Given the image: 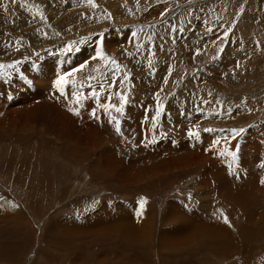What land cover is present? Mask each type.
<instances>
[{
    "label": "rangeland",
    "instance_id": "1",
    "mask_svg": "<svg viewBox=\"0 0 264 264\" xmlns=\"http://www.w3.org/2000/svg\"><path fill=\"white\" fill-rule=\"evenodd\" d=\"M93 2L0 0V264H264V194L234 203L206 162L264 180V0ZM147 143L159 172L104 168Z\"/></svg>",
    "mask_w": 264,
    "mask_h": 264
},
{
    "label": "bare ground",
    "instance_id": "2",
    "mask_svg": "<svg viewBox=\"0 0 264 264\" xmlns=\"http://www.w3.org/2000/svg\"><path fill=\"white\" fill-rule=\"evenodd\" d=\"M85 65V64H84ZM74 85V84H73ZM86 118V117H85ZM100 128H101V126H100ZM103 128H105L104 126H103ZM106 130V129H105ZM103 132V131H102ZM124 133V132H123ZM122 133V134H123ZM92 134V133H91ZM254 134H256L257 135V133H254ZM120 137H122V135L120 136ZM212 136L210 135V134H205L202 138H204V139H208V138H211ZM124 138V137H123ZM256 138V137H255ZM261 139V138H260ZM260 139H258V140H260ZM119 140V139H118ZM120 140H122V138H120ZM119 140V141H120ZM263 140V139H262ZM117 141V140H116ZM264 141V140H263ZM176 147L178 148V149H181V147L179 146H174V145H171L170 146V149L169 150H166V153H170L171 154V152L173 151H177V149H176ZM150 148H151V146H149L148 145V143H147V146H146V148H144V149H141V150H137V151H141L140 153H137L136 154V156H135V159L133 160V162L132 163H130L129 165H127V166H125V164L124 163H116L114 160L112 161L111 160V158L110 157H106L107 158V162L106 163H103L104 164V168L106 169V171L108 170V169H112L113 171H115V173L118 171H121V170H125L124 168H126V170L127 171H129V169L128 168H130V167H132L134 170L135 169H137V168H139V167H141V164H143V163H148V161H153L154 162V159L156 160L157 158H159V156H160V159H157V160H159V161H156L155 163H154V165H151V164H153V163H149L151 166L149 167L150 169H152L153 170V168H154V170H157V169H160L159 167H162L163 165H168V163L170 162V160H172V159H169V160H166V159H164L165 161H161V157H162V155H157V156H153V154H151V153H147L146 151H148V150H150ZM174 148V149H173ZM174 152V153H175ZM174 153H172V154H174ZM178 155V158L180 159V161L182 162V159L183 158H189L190 160H193V159H191L189 156H187L186 154H185V152H176ZM263 154H264V149H263ZM139 155V156H138ZM122 156V155H121ZM132 156V155H131ZM138 156V157H137ZM133 157V156H132ZM144 157H147V159L146 158H144ZM105 158V157H104ZM123 158V159H122ZM121 159L122 160H129V162H131V160L132 159H130V157H127V156H124V157H122ZM176 158V157H175ZM227 160L225 159V154H223V155H219L218 156V159L217 160H211L210 158L209 159H206V162H207V160H209V163H210V165H208V164H206V165H208V167H209V169H208V171H209V173H211L210 174V176L211 177H213L214 179V181H215V185H214V189H215V187L219 190V189H222V190H226L225 188H226V186L227 187H231L230 188V190H231V192H230V195H228V197L230 196V200H232L234 203H238L239 201H241V202H243V206H244V204H246L245 205V209H246V206H251L252 204H250L251 202L250 201H248L247 199H249V198H251L250 196H252V198L254 197L255 198V196H256V198L258 197V195H256V194H261V193H263L264 194V183H262L261 181H259V180H252V179H250V180H248V179H242V178H240V179H235V180H232L231 178H229L226 174H222L221 176H219L218 175V173L222 170V167L220 166L222 163H224V162H229V161H233L235 158L234 157H229V155L227 156ZM244 158H245V153L244 152H240L239 153V155L237 156V160L239 161V162H243L244 161ZM120 159V158H119ZM205 160V159H204ZM106 161V160H105ZM216 161H219V163L220 164H213L214 162H216ZM201 162V161H200ZM264 162V159H259V160H256V161H254V164L255 165H259V167L260 168H262V166H261V163H263ZM176 163V162H175ZM185 163V162H184ZM204 163V162H203ZM148 164V165H149ZM194 164V163H193ZM117 165V166H116ZM186 165V164H185ZM206 165L204 166V167H206ZM170 167H171V165H169ZM168 166V167H169ZM177 166V165H176ZM128 167V168H127ZM174 167H175V165H174ZM147 169H148V167H146ZM163 168H167V166L166 167H163ZM176 168V167H175ZM207 168V167H206ZM138 170V169H137ZM143 170V169H142ZM207 169H205L204 171L205 172H207L206 171ZM105 171V170H104ZM110 171V170H109ZM158 171V170H157ZM164 171V170H163ZM261 171H262V169H261ZM140 172V171H139ZM148 172H150V171H148ZM159 172V171H158ZM137 173V172H136ZM152 174V171L150 172V175H149V173H147L146 175H148V176H152L151 175ZM206 174V173H205ZM132 175H134L133 173H132ZM155 175H157V174H155ZM154 175V176H155ZM159 175V174H158ZM157 175V176H158ZM161 175V174H160ZM129 176H130V174H129ZM145 176V175H144ZM126 177H128V175L126 176ZM135 177V176H134ZM137 177H138V175H137ZM142 178V177H141ZM150 178V177H149ZM148 178V179H149ZM153 178H155V177H152L151 178V180L153 179ZM144 180H146L145 178H143ZM159 179V178H158ZM140 180V179H139ZM155 180V179H154ZM212 180V181H213ZM153 181V180H152ZM211 181V180H210ZM244 182H246V183H244ZM211 183V182H210ZM213 183V182H212ZM204 185V184H203ZM249 189H248V188ZM235 188V189H234ZM232 189H234V191L236 192L237 191V193L239 194V195H237ZM228 190V189H227ZM226 190V191H227ZM224 193V192H223ZM223 193H221L222 195H223ZM226 195V196H225ZM224 196L225 197H227V194H225ZM248 197V198H247ZM262 198H264V195L262 196ZM250 200V199H249ZM260 200V199H259ZM228 202V201H227ZM230 202V201H229ZM252 203H254V202H252ZM256 205L257 206H261V205H263V206H261V208L263 207L264 208V199H262V201L261 202H259V201H257V203H256ZM259 206V207H260ZM175 207V206H174ZM237 207V206H236ZM258 207V208H259ZM242 209H243V207H241ZM173 209V208H172ZM240 209V208H239ZM241 209V210H242ZM260 209V208H259ZM174 210H176L177 211V213L176 214H181L180 212H179V208H176V209H174ZM248 210H252L253 211V213H254V211H255V204L251 207V208H247V210L246 211H248ZM175 211V212H176ZM243 211H244V209H243ZM258 212V211H257ZM264 213V212H263ZM173 214V213H172ZM245 214V213H244ZM252 214V213H251ZM256 214V213H255ZM250 215V214H249ZM246 216V215H245ZM261 216H263V214L261 215ZM260 216V217H261ZM250 218V216L248 217V219ZM261 218H263V217H261ZM185 219V216L183 217V216H181V218H180V221L181 220H184ZM251 220H253V217H252V219ZM182 223H184V222H182ZM185 225V224H184ZM98 226V225H97ZM118 226V225H117ZM139 226V225H138ZM96 227V226H95ZM98 229V228H97ZM134 229V228H133ZM117 230L118 231H120V229L119 228H117ZM130 231H131V229H130ZM173 231V230H172ZM202 231H206V228H202ZM135 232H136V230H135ZM177 232V231H176ZM131 233H132V231H131ZM202 233V232H201ZM164 234V233H163ZM131 235V240L130 241H132L133 239H134V235L133 234H130ZM125 237H127V236H125ZM124 237V238H125ZM164 237H165V234L161 237V240H163L164 239ZM130 239V238H129Z\"/></svg>",
    "mask_w": 264,
    "mask_h": 264
},
{
    "label": "snow or ice",
    "instance_id": "3",
    "mask_svg": "<svg viewBox=\"0 0 264 264\" xmlns=\"http://www.w3.org/2000/svg\"><path fill=\"white\" fill-rule=\"evenodd\" d=\"M88 3L92 6V7H96L95 3L93 2V0H88ZM20 6H24L23 4L20 5ZM38 7V6H37ZM4 8H5V11H7V5H4ZM41 15V18L43 19V15L42 13L40 14ZM209 31H211V29H209ZM97 56H103L102 52H98L97 53ZM96 57H93V59H95ZM111 63L113 64H116V62L114 60L111 61ZM14 67V65L12 64H0V69H5V68H12ZM85 67L84 64H81L79 66V68H76V69H73L72 71L70 72H67V73H64V74H61L58 79L56 80V86L59 88V90L61 91V93H63L64 91V85L66 84H69V83H72V84H75V80L72 79V80H69V77H73L75 72H78L80 71L81 69H83ZM117 69H119V65H116ZM125 79H127V76L125 77ZM114 80V78H113ZM167 82V81H166ZM97 94L95 92H93V96H96ZM116 96L119 97V100H120V104H119V107H117L115 104H112V103H105V104H99L98 103V107L99 108H103L104 111L106 113H108L109 115V122H113L115 121V124H116V131L117 133H119L121 131V128H120V122L119 120L115 117V116H112L111 113L109 112L110 109H115V111L117 113H121L123 114L124 112V107L125 105L127 104L128 102V97L126 95H122L121 93L117 92L115 93ZM10 98V97H9ZM77 99H79V97H77ZM98 99V97H97ZM111 99V97H109V100ZM157 100L159 101V94H157ZM163 110V106L162 105H158V109H157V112H156V115L153 117V121H156L159 119L160 115H161V112ZM69 111H74V114L76 115H79V112L78 111H75L73 109H69ZM90 115L94 118V119H99V117L96 115V111L95 109H93V111L90 113ZM155 127V124L153 125ZM205 131H209L208 129H205ZM245 130L244 129H233L232 130V133H233V136L232 138L235 139L237 136L241 135ZM189 135L190 136H195V135H198V133L196 132H192V131H189ZM216 144H219V141H216ZM215 146V145H214ZM237 147H239L237 145ZM221 155H223L224 153H220ZM233 157L235 156V153H232ZM262 167H264V165H261ZM262 183H264V180L261 181ZM139 205H140V209H141V212L138 213L139 215H142L143 212V208H144V205L147 203L146 199L145 198H141L139 200ZM224 222L225 223H229L228 221V218L225 216L224 217Z\"/></svg>",
    "mask_w": 264,
    "mask_h": 264
}]
</instances>
